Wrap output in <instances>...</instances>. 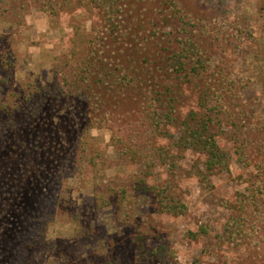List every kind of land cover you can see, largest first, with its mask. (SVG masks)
Instances as JSON below:
<instances>
[{
  "label": "rangeland",
  "instance_id": "374dc122",
  "mask_svg": "<svg viewBox=\"0 0 264 264\" xmlns=\"http://www.w3.org/2000/svg\"><path fill=\"white\" fill-rule=\"evenodd\" d=\"M176 1L174 12L160 13L159 0L124 3L133 4L134 14L144 19L152 43L171 31L174 39L190 37L203 44L210 71L222 55L228 63V84L235 82L242 102L254 111L250 122L264 121V61L258 59L264 49V0ZM100 23L98 11L85 7L56 15L31 8L20 21L12 14L0 18V132L4 136L0 135V156L7 162L9 142L17 145L24 137L37 140L39 150L33 158L29 152L23 155L24 171L29 170L23 190L27 199L13 209L12 225L11 214L6 216L7 211L0 209L8 217L0 222V264H242V248L264 247V199L246 189L256 161L264 154L249 149L246 161L240 159L229 125L214 128L229 169L216 170L205 184L188 175L191 164L202 160L192 151L178 153V166L156 163L145 175L143 163L121 154L108 127L53 134L50 126H42L35 132L21 123L27 122L22 106L9 112L16 95L52 84L53 65L63 62L73 46L102 30ZM219 24L227 25L230 33H223L228 34L227 40H244L240 53H233L229 41L216 40L222 34L216 29ZM249 29L252 34L244 33ZM126 51L123 47L117 52L121 60ZM211 78L209 87H217ZM185 89L189 93L180 101V113L200 111L199 89ZM44 106L36 117L42 116V125H50L52 113ZM130 107L126 104L125 109ZM4 140L9 141L4 144ZM170 141L160 137L155 144ZM165 182L187 206L184 215L160 212L154 193L142 188ZM200 227L207 233L196 239L188 235ZM226 234L230 238L221 244L219 238ZM240 236L243 245H235L233 240Z\"/></svg>",
  "mask_w": 264,
  "mask_h": 264
},
{
  "label": "trees",
  "instance_id": "16d2710c",
  "mask_svg": "<svg viewBox=\"0 0 264 264\" xmlns=\"http://www.w3.org/2000/svg\"><path fill=\"white\" fill-rule=\"evenodd\" d=\"M176 5V0H159L158 13L174 12ZM78 7L97 10L102 30L73 46L63 62L53 65L52 84L33 87L26 95H16L9 112L13 113L16 106H22L27 115V122H21L23 126H30L35 132H39L42 126L47 129L50 126L54 129L53 134L65 130L75 132L79 127L81 132L93 126L108 127L121 147V154L128 160L143 163L145 168L141 173L145 175L156 163L168 164L171 168L178 166V153L192 151L202 160L197 159L191 164L188 175H195L205 184L216 170L229 169L226 154L216 138V126H230L235 136V152L240 159L246 161L249 149L264 154V121L250 122L254 111L242 102L235 82L232 86L228 84L227 60L219 56L215 69L210 71L208 56L201 47L203 44L190 37L174 39L172 31L160 35L152 43L153 36L145 34V21L134 14L133 4L129 6L124 0H0V18L12 14L20 21L31 8L56 15L62 10ZM221 27V24L216 27L222 32L216 35V40L229 41L233 53H240L244 40H227L228 34H223L230 33L227 25ZM217 30L214 32L218 33ZM202 31L208 32L204 28ZM244 33L252 34L250 29ZM123 47L129 52L123 53L126 56L121 60L117 52H122ZM258 59L264 61V49ZM261 67L264 69V62ZM211 77L216 80L215 88L209 87ZM195 86L200 93V111L191 109L182 115L180 101L189 93L185 88L191 90ZM126 104L133 107L125 109ZM44 105L52 113L50 125L41 124L42 116L37 118ZM69 107L71 111H68ZM81 120L86 124L81 125ZM60 125L66 127L61 129ZM43 133L47 137L46 130ZM0 135L4 137L2 132ZM14 136L16 141V134ZM160 137L171 141L156 145V138ZM8 141L4 140V144ZM36 141L24 137L17 145L9 142L5 152L9 160L3 161L0 156V209L7 211L6 216L11 214L10 225L16 212L13 209L27 199L23 190L28 185L29 170L24 171L23 155L28 152L32 158L38 155ZM77 163H80L79 157ZM256 163V172L249 178L251 181L246 189L253 191L255 197L264 199V155ZM142 188L154 193L160 212L175 216L187 212V206L176 198L173 186L168 182L158 187L143 185ZM5 217L0 214L2 224ZM240 220L235 219L236 222ZM202 233L206 234L207 229L200 227L188 235L196 239ZM228 236L220 237V243H227ZM233 243L243 245L241 236ZM241 259L246 261L242 264H264V247L261 245L256 250L242 248Z\"/></svg>",
  "mask_w": 264,
  "mask_h": 264
}]
</instances>
